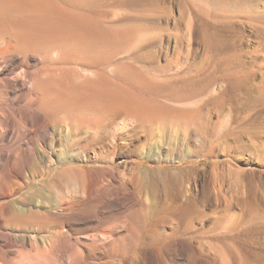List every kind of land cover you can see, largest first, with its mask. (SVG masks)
Here are the masks:
<instances>
[{
	"label": "rangeland",
	"instance_id": "obj_1",
	"mask_svg": "<svg viewBox=\"0 0 264 264\" xmlns=\"http://www.w3.org/2000/svg\"><path fill=\"white\" fill-rule=\"evenodd\" d=\"M97 2L126 32L116 61L147 77L164 110H122L118 143L100 160L91 134L49 124V162L10 197L56 215L41 234L70 249L48 263L78 250L88 264H132L137 243L139 264H264V0ZM82 155L92 162L79 166ZM68 163L99 175L96 186L112 169L115 193L93 200L73 173L57 178Z\"/></svg>",
	"mask_w": 264,
	"mask_h": 264
},
{
	"label": "bare ground",
	"instance_id": "obj_2",
	"mask_svg": "<svg viewBox=\"0 0 264 264\" xmlns=\"http://www.w3.org/2000/svg\"><path fill=\"white\" fill-rule=\"evenodd\" d=\"M105 17L97 0H0V264H49L58 259V252L70 249L62 235L41 234L56 215L42 211L33 196L29 206L18 205L20 198L17 204L10 200L15 189L49 162L43 153L53 151L49 140L53 120L65 123L68 133L91 134L86 144L93 145V156L100 160L105 149L118 143L122 110L142 118L164 110L147 95L151 87L147 77L116 61L125 30L116 23L106 25ZM16 74L22 78L14 79ZM109 125L112 135L106 142ZM91 159L82 155L77 162L84 167L82 163ZM71 173L82 186L88 183L93 200L104 191L115 193L109 182L116 177L112 169L105 171L109 178L99 186V175L70 163L56 176L63 179ZM76 206L72 202L58 210ZM137 245L132 264L142 261L143 250ZM77 251L70 254L69 264H88L89 256Z\"/></svg>",
	"mask_w": 264,
	"mask_h": 264
}]
</instances>
